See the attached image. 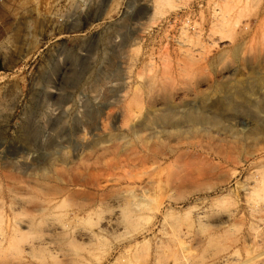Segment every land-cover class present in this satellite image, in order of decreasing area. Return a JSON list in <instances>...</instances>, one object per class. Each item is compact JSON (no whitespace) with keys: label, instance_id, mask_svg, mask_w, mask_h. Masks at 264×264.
Masks as SVG:
<instances>
[{"label":"rangeland","instance_id":"obj_1","mask_svg":"<svg viewBox=\"0 0 264 264\" xmlns=\"http://www.w3.org/2000/svg\"><path fill=\"white\" fill-rule=\"evenodd\" d=\"M0 22V264H264V0Z\"/></svg>","mask_w":264,"mask_h":264},{"label":"bare ground","instance_id":"obj_2","mask_svg":"<svg viewBox=\"0 0 264 264\" xmlns=\"http://www.w3.org/2000/svg\"><path fill=\"white\" fill-rule=\"evenodd\" d=\"M59 191V190H58ZM60 192V191H59ZM57 194V193H56ZM103 195V194H102ZM109 197H111V196H109ZM119 197H121V196H119ZM118 197V198H119ZM106 198V197H105ZM117 198V197H116ZM123 199H124V197H122ZM94 199V198H93ZM113 199V198H112ZM55 200H56V196H53V198H50V199H48V202L47 201H43L44 203H41L37 208L38 209H40V210H43L44 208H46V207H50L51 206V204H54L55 203ZM114 200H115V198H114ZM117 200H119V201H121L122 199H117ZM126 200V199H125ZM123 201V200H122ZM47 202V203H46ZM92 202V201H91ZM124 202H126V201H124ZM123 202V203H124ZM39 203H40V201H39ZM39 203H37V205L39 204ZM120 203V202H119ZM127 203V202H126ZM36 205V206H37ZM114 206V205H113ZM117 206H119L118 204H117ZM120 206H122V205H120ZM127 206V205H126ZM37 209V210H38ZM128 211V210H127ZM128 220V219H127ZM104 222H105V225L106 226H109V227H115V226H119V225H121V224H124V222H123V209L122 208H116V209H113V211H111V214H109L107 217H106V219L104 220ZM31 223H32V221L31 220H29V219H25V220H23V222H22V226L23 227H25V228H30L31 226ZM52 230V229H51Z\"/></svg>","mask_w":264,"mask_h":264},{"label":"crops","instance_id":"obj_3","mask_svg":"<svg viewBox=\"0 0 264 264\" xmlns=\"http://www.w3.org/2000/svg\"><path fill=\"white\" fill-rule=\"evenodd\" d=\"M24 1H31V0H0L2 6L0 9L2 10V16H0V21L3 20L6 16H9L13 7L23 3ZM5 15V16H4ZM3 17V18H2ZM1 24V22H0Z\"/></svg>","mask_w":264,"mask_h":264}]
</instances>
